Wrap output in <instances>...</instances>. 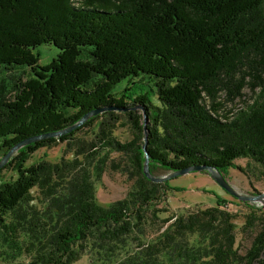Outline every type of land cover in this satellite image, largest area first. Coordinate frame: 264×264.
<instances>
[{"label":"trees","instance_id":"1","mask_svg":"<svg viewBox=\"0 0 264 264\" xmlns=\"http://www.w3.org/2000/svg\"><path fill=\"white\" fill-rule=\"evenodd\" d=\"M41 44L59 49L45 65ZM244 88L250 99L226 109ZM103 106L116 108L21 147L3 166L17 171L0 184L9 247L28 264H73L84 253L101 264H264V205L240 200V231L250 234L241 253L228 200L162 216L174 188L143 172L146 136L155 175L193 164L251 175L249 161L264 172V0H0V152ZM118 113L129 117L130 141L113 134ZM86 126L92 138H76ZM58 142L72 156L26 165ZM110 150L135 182L104 205L96 182Z\"/></svg>","mask_w":264,"mask_h":264},{"label":"rangeland","instance_id":"2","mask_svg":"<svg viewBox=\"0 0 264 264\" xmlns=\"http://www.w3.org/2000/svg\"><path fill=\"white\" fill-rule=\"evenodd\" d=\"M39 53L41 64L48 63L54 58L59 49L53 44H41L38 45L35 50ZM124 80L121 81L115 90H119L123 87ZM146 84V83H145ZM253 95L252 91L248 88H244L243 95L237 97L234 101H226L225 108H238L245 104L250 97ZM135 110H139L140 107H134ZM100 114V113H99ZM92 115L89 118L96 116ZM119 121L114 125V136L117 140L121 142L130 141L133 138L134 129L129 120V117L125 114H120ZM88 118V119H89ZM87 119V120H88ZM86 120V121H87ZM103 120L98 118L95 122ZM105 120V118H104ZM85 121V122H86ZM84 122V123H85ZM94 131L91 127H85L76 133V138L80 139H90L92 138ZM18 151V149H17ZM14 152V154L17 153ZM13 154V155H14ZM73 152H67L66 143L58 142L53 145L41 147L31 154L30 158L27 160L26 165L34 163L41 158H47L52 161L58 160L61 156L66 157L72 156ZM108 166L107 170L103 173L102 178L96 182V196L101 204L108 205L118 199L126 196L129 189L132 187L134 178H132L128 173L122 171L121 169H115L111 165V160L114 158H120V153L116 151H108L107 153ZM3 152H0V158L3 156ZM12 155V156H13ZM11 156V157H12ZM249 159L239 157L235 159V163L246 166ZM248 165V170L251 175H246L245 173L234 169L233 167L228 168L223 174L225 178L230 182L231 185L243 194H257L264 191V172L260 171L261 168L258 164L252 163ZM169 171L159 169L158 174L163 175ZM17 171L11 166L1 167L0 169V184L6 180H11L16 178ZM170 186L174 189H170L167 195L159 203L161 208H165L162 212V216H166L170 213L182 212L186 209H193L194 207H206L216 205L218 197H222L228 200L225 205L229 210L237 214L235 220L237 224V245L241 253L245 252L246 247L250 245V234L245 235L241 233L240 226L244 222V214L247 213V207L244 203L240 202V199L234 198L230 193H228L224 188H222L210 175L205 171H191L186 174L175 176L168 180ZM36 194V189L32 191ZM256 205L263 206L262 202H251ZM0 264H28L29 256L27 253L22 252L20 249H14L9 247L8 240L4 239L0 234ZM73 264H101L94 260L91 254L84 253L80 259L75 261ZM105 264V263H103Z\"/></svg>","mask_w":264,"mask_h":264},{"label":"water","instance_id":"3","mask_svg":"<svg viewBox=\"0 0 264 264\" xmlns=\"http://www.w3.org/2000/svg\"><path fill=\"white\" fill-rule=\"evenodd\" d=\"M112 108H116V107H99V108H95L87 113H85L77 122L73 123V124H69V126L61 129V130H57L55 131H51V132H46V133H42L38 134V135H33L30 136L19 142H17L16 144H14V146H12L1 158H0V168L3 167L11 158V156L14 154L15 151H17V149H20L21 147L30 144L31 142H34L36 140H39L41 138H46V137H51V136H59L61 134L67 133L69 131L74 130L75 128L81 126L90 116L95 115V114H99L101 112H104L107 109H112ZM145 117V127H146V122H147V115L144 114ZM145 143L143 145V149L145 151V161H144V166H143V172L144 174L152 181L155 182H165L166 180H169L175 176L182 175V174H186L188 172L193 171H206L209 173V175L222 187L224 188L228 193H230L232 196L237 197L238 199L242 200V201H249V202H262V204H264V191L257 193V194H243L240 191H238L234 185H231L230 182L225 178V176L223 175L222 172H220L219 170H217L216 167L212 166V165H205V164H193V165H189L177 170H172L169 171L166 174L163 175H155L150 171V166H149V155L147 152V142L149 141L147 139V136L145 137Z\"/></svg>","mask_w":264,"mask_h":264}]
</instances>
